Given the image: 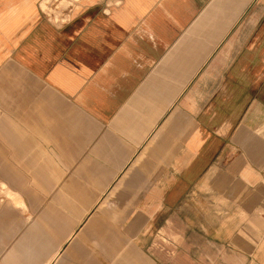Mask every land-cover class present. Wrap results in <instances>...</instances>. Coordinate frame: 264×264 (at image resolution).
Segmentation results:
<instances>
[{
    "label": "crops",
    "instance_id": "0c3cea01",
    "mask_svg": "<svg viewBox=\"0 0 264 264\" xmlns=\"http://www.w3.org/2000/svg\"><path fill=\"white\" fill-rule=\"evenodd\" d=\"M48 2L0 0V264H264V0Z\"/></svg>",
    "mask_w": 264,
    "mask_h": 264
},
{
    "label": "rangeland",
    "instance_id": "374dc122",
    "mask_svg": "<svg viewBox=\"0 0 264 264\" xmlns=\"http://www.w3.org/2000/svg\"><path fill=\"white\" fill-rule=\"evenodd\" d=\"M45 8H40L38 7L39 9V13L41 14V16H43L44 18H47L49 20H52L54 22H60L62 19H64L66 17V14H67V11L66 10V4L60 2V0H51V2H48L46 5ZM54 10L58 11V15H55V12ZM65 14V15H64ZM84 122H88V119L86 117H82L81 118ZM71 151V150H70ZM68 159V158H67ZM21 168H22V165H19ZM73 164L72 163H64V164H60V165H51V167H55V168H59L60 171L64 172H72L73 170ZM79 166V165H78ZM58 169V170H59ZM7 189H5L3 186H2V183L0 185V203H10V199L7 198L5 194V191ZM21 197L22 200H24L25 197H22V196H19ZM83 198H86V199H92L93 197H84ZM24 202V201H23Z\"/></svg>",
    "mask_w": 264,
    "mask_h": 264
},
{
    "label": "bare ground",
    "instance_id": "6f19581e",
    "mask_svg": "<svg viewBox=\"0 0 264 264\" xmlns=\"http://www.w3.org/2000/svg\"><path fill=\"white\" fill-rule=\"evenodd\" d=\"M44 2V1H43ZM42 2V6L44 5V3ZM39 3H41V2H39ZM40 5V4H39ZM67 5V4H66ZM40 7V6H39ZM45 7V6H44ZM66 8H67V6H66ZM70 8V7H69ZM43 9V8H42ZM58 14V13H57ZM65 15V14H64ZM65 19V18H64ZM67 21V20H66ZM20 199V198H19ZM73 235V234H72ZM69 240H71V239H69ZM58 254V253H57Z\"/></svg>",
    "mask_w": 264,
    "mask_h": 264
}]
</instances>
